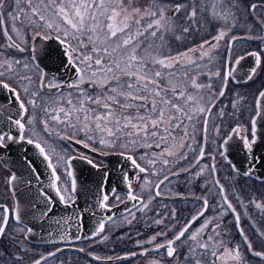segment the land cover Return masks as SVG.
Instances as JSON below:
<instances>
[{
  "label": "snow or ice",
  "instance_id": "1",
  "mask_svg": "<svg viewBox=\"0 0 264 264\" xmlns=\"http://www.w3.org/2000/svg\"><path fill=\"white\" fill-rule=\"evenodd\" d=\"M0 34V91L8 93L10 105H0V162L6 163L3 156L11 146H32L50 170L47 188L55 196L41 187V201L29 206V215L39 212L50 218L57 201L66 209L74 206L77 180L72 162L79 159L101 172L94 193L99 209L111 212L114 205L123 204L128 225L145 218L148 227L159 229L146 240L134 241L139 253L100 257L88 252L93 260L140 255L148 257L147 264H250L253 257L264 264V198L250 196L246 202L237 191L241 177L250 179L264 167V156L253 154L258 121H264V88L253 94L251 104L236 92L230 105L220 106L241 61L252 57L254 65L238 83L252 81L264 65V0H0ZM38 41L59 46L60 67L76 77L72 83L49 78L40 64L33 67L35 56L29 61L13 55L35 52ZM237 42H258V47L237 54ZM51 55L46 52V58ZM63 88L75 91L65 95ZM245 112L246 124L241 122ZM217 120L237 122L222 134ZM236 136L245 150L241 166L228 153ZM209 142L215 148H209ZM23 151L25 166L40 181L28 149ZM91 153L115 154L127 162L119 176L127 189L124 198L109 187L104 161ZM221 160L230 170L223 176ZM21 175L6 177L13 194ZM201 177L200 194L189 196L171 187L181 179L191 185ZM256 179L264 183V176ZM24 184L30 188L32 181ZM165 199L196 203L181 216V209L167 203L163 210L154 206V201ZM84 211L76 216L81 228ZM242 217L251 224V236ZM10 219L18 226L15 231H8ZM106 222L102 217L83 238L109 241V235H102ZM233 228L239 242L231 238ZM19 233H24L22 238ZM32 234L18 205L0 203V239L20 249L0 251V264H24V241ZM62 251L33 258L31 264H49Z\"/></svg>",
  "mask_w": 264,
  "mask_h": 264
},
{
  "label": "water",
  "instance_id": "2",
  "mask_svg": "<svg viewBox=\"0 0 264 264\" xmlns=\"http://www.w3.org/2000/svg\"><path fill=\"white\" fill-rule=\"evenodd\" d=\"M50 44V48H49ZM50 51L52 55L46 58V52ZM32 56H35V63L40 64L44 68L45 72L48 74L49 78L55 76L56 79L61 84H70L76 77L71 72H66L60 67V60L63 58L59 46L55 42L38 41L35 45V52L32 51ZM254 65V60L252 57H246L245 60L241 61V65L237 67V71L234 76V81L237 84L243 82H236L244 76L250 67ZM60 71L57 72V69ZM55 91V90H54ZM8 93L5 91H0V105L6 108H10V105L6 103V98ZM12 110V109H10ZM234 127V126H233ZM77 149L88 152L87 149L82 148L80 145H74ZM23 148H27V156L33 161L37 172L40 174L41 179L37 181L35 176L32 175L29 169L24 164V151ZM228 153L230 158L238 165L241 166V162L245 158V150L241 147V142L238 136L230 142ZM253 154L256 156H264V121H258L257 126V143L254 145ZM90 155L104 160L107 164L104 168L109 171V187L116 188V192H122L125 194L127 191L125 185L120 182L119 176L121 174L122 168H128L127 162L122 160L121 157L112 154L107 156H98L95 153ZM252 154H249V157ZM3 159L6 163L1 162V164L11 172L16 174H22L18 181L19 187L15 194L12 193L14 199V206L18 205L21 211V216L24 218V225L33 228V234L27 239L29 243L32 244H69L73 242L85 241L89 239H84L85 234L91 235L93 228L95 227L97 221L102 217L107 221L111 222L115 217L119 215L126 214L125 205L120 204L118 206H113L111 212H105L96 206V201L94 199V193L96 191V182L99 179L101 172L96 169L91 168L84 161L79 159L73 160L72 171L77 180V192L76 201L72 208H65L58 201L55 205L54 211L50 218L41 217L39 212L35 216L29 215L30 205L36 202H40L41 198L38 193L41 187H44L49 191V194L54 196V192L47 188L50 183L49 180V169L46 168L45 162L39 156L38 151L32 146L28 145H13L11 146V152L4 153ZM103 171V170H102ZM256 176H264V167H261L258 172H256L252 178L256 179ZM31 180V187H27L24 182ZM259 181V180H257ZM11 189V186L9 185ZM3 204V203H2ZM131 207V204L128 205ZM80 209H84L83 216V227H80L79 221H77L76 216L80 214ZM134 210V209H133ZM111 216L112 220H107V217ZM60 221L57 224L56 221ZM79 228V231H78ZM141 251V250H140ZM139 251V252H140ZM129 254V253H128ZM128 254L120 255L121 257L127 256ZM137 256V255H136ZM136 256H129L127 259L112 261H99L106 263H120L123 261L131 260L136 258Z\"/></svg>",
  "mask_w": 264,
  "mask_h": 264
},
{
  "label": "trees",
  "instance_id": "3",
  "mask_svg": "<svg viewBox=\"0 0 264 264\" xmlns=\"http://www.w3.org/2000/svg\"><path fill=\"white\" fill-rule=\"evenodd\" d=\"M262 88H264V65H262L261 69L259 70L258 75L252 81L239 85L234 88L231 87L227 90L226 95H227L228 105H230V102H231L230 100L232 99V97H234L236 92H240L241 94L245 95L247 97L246 102L248 104H251L252 101L254 100L253 94ZM247 116H248V112H245L241 116V122H244L246 124ZM236 122L237 121L235 120H228L227 127L234 126ZM240 179L242 180L244 178L241 177ZM245 180L249 181L246 186L248 190V192L246 193V197H250V196L259 197L258 190L263 186L264 183L256 181L252 178L245 179ZM228 187H231V186L228 184ZM117 194H119L121 198H123L124 196L121 193H117ZM111 201L114 202V197L111 199ZM163 203H167L169 207L178 208V206L176 205V202H169V201H163L162 203L154 202V206L159 210H163V207H162ZM190 209H191V205L186 204L184 208L182 209L180 215L181 216H185L186 214L188 215V212ZM137 216L139 217L140 214L137 213ZM130 218L131 217L129 216V219ZM230 219L231 217L229 216L228 220ZM122 222H123L122 225H119V227H116L114 230L107 233V235H109L110 237L109 241L101 243L97 251H96V248L94 247L93 251L98 253L99 256L115 257V256L126 254V253L139 252L141 249L136 247L134 241L135 240H146L151 235H153L156 231L159 230L156 226L148 227L147 224L145 223V218H140L138 221H134L132 225H128L125 220H123ZM108 225L106 227L107 229H108ZM137 232H139L140 235H137ZM19 235L21 238L23 237L22 233H19ZM129 235L132 237L131 239H128ZM121 236H124L125 238L123 240L119 239V237ZM96 238H99V237H96ZM231 238L234 243L240 241V237L238 233L235 232L234 228L232 229V232H231ZM78 243H81V242H78ZM24 244L30 245V248L28 249L27 252L21 253L25 257L24 264H30L33 258H40L41 255H46L48 252L54 251L57 248H59V244L33 245V244H30L27 240L24 241ZM145 247H151V246L145 245ZM77 248L78 247L76 246H69L68 248H63L64 251L58 254V258L54 257L56 259L54 263L64 264L65 263L64 260H66L68 264L69 260H74V263L76 262V264H111V263H104V262H98V261L96 262L93 259H91L90 256L87 254L88 252L91 253V250L88 249L86 252L82 253V252L76 251ZM16 252H20V249L16 248ZM63 253L65 254L64 256H62ZM249 260H250V264H258L257 258L249 257ZM133 262L134 260H128V261H124L122 263H116V264H134Z\"/></svg>",
  "mask_w": 264,
  "mask_h": 264
},
{
  "label": "rangeland",
  "instance_id": "4",
  "mask_svg": "<svg viewBox=\"0 0 264 264\" xmlns=\"http://www.w3.org/2000/svg\"><path fill=\"white\" fill-rule=\"evenodd\" d=\"M139 2L140 3H143V0H139ZM249 2H257V3H259V0H249ZM251 19V18H250ZM212 31H214L215 29H214V26H213V28L211 29ZM28 39H29V41H31V35H29L28 36ZM0 40H2V34H0ZM252 45L254 48H257L258 47V42H249V45ZM30 45V44H29ZM238 47H242V49L243 48H246V47H248V44H244V43H238ZM262 47H264V46H262ZM248 49H251V48H248ZM11 51V50H10ZM241 53L243 52V50L242 51H240ZM239 52V53H240ZM238 53V52H237ZM13 55H15L16 56V52H13ZM32 66L33 67H35V65L32 63ZM259 73V72H258ZM258 73H257V75H258ZM256 75V76H257ZM255 76V77H256ZM84 87H87L88 85L87 84H85V85H83ZM63 93L65 94V95H67L68 94V92H66V91H63ZM232 99H233V97H232ZM231 99V100H232ZM230 100V101H231ZM230 127H233V126H229V127H227V125H226V130L224 131V132H227L228 131V129L230 128ZM223 131H222V134L224 133ZM198 139H199V137H198ZM216 140H217V143H219L220 141H219V138H216ZM60 143H63V142H60ZM210 143V147L211 148H215V144H212L211 142H209ZM221 162H223V161H221ZM61 172H62V169H61ZM9 175H11V172L9 171V170H7L6 168H4V166L1 164V162H0V203H4V204H6V205H8L9 207H12V206H14V199H13V196H12V193H11V191H10V188H9V185H8V183H7V180H6V177L7 176H9ZM64 179H66V177H64L63 175H61V180H64ZM247 179V178H246ZM248 182L249 181H247V180H245V179H239V181H238V184H237V191L238 192H240V194L242 195V197L245 199V201L247 202V199L249 198V197H246V193L248 192V190H247V188H246V186H247V184H248ZM196 181H194L193 182V184H191V185H193V186H196ZM231 186V185H230ZM261 186V185H260ZM133 187L134 188H136L138 191H139V185L138 184H134L133 185ZM171 187L173 188V189H175L176 191H178L180 188H181V186H179V189H178V187L177 188H175L174 187V184L173 185H171ZM229 188H231V187H229ZM258 193H259V197H256L257 199H260V198H264V184H263V186L258 190ZM144 195H147V190H145L144 191V193H143ZM251 195V194H250ZM124 197V196H123ZM155 202V201H154ZM111 203L113 204L114 202L113 201H111ZM240 211L242 212L243 211V209H240ZM249 212L252 214V215H254V216H257V210L256 209H254V208H252L251 206H250V208H249ZM124 220V218H122V219H117V220H114V221H112L111 223H109V225H108V229L107 228H105V232H104V234H107V233H109V232H111L112 230H114L116 227H119V225H122L123 224V221ZM259 226H261V225H259ZM17 225H16V229H17ZM107 227V226H106ZM9 229H11V227H9ZM107 230V231H106ZM23 235H24V233H22ZM104 234H102V235H104ZM96 240H98L99 238H95ZM81 243H78V242H74V243H69V244H67V245H69V246H76V247H78V248H85L86 250H91V253L92 254H94V255H96V256H99L98 255V253H96V252H94L93 251V249H94V247L96 248V251H97V249L99 248V245L101 244V243H96L95 242V240H93V239H90V240H86V241H80ZM30 244H32V243H30ZM33 245H37V244H33ZM39 245H43V244H39ZM24 246H25V248H27V249H29L30 248V245L29 244H24ZM61 248V244H59V249ZM72 254V253H71ZM47 255V254H46ZM65 254L63 253V255L62 256H64ZM122 255H124V254H122ZM118 256H120V255H118ZM101 257V256H100ZM91 258V257H90ZM92 259V258H91ZM258 259V258H257ZM55 258L53 257L50 261H49V264H57V263H54L55 262ZM147 260H148V257H145V256H138L137 258H136V260H134V264H147ZM94 261H96V260H94ZM64 264H67V262H66V260H64ZM97 262V261H96ZM99 262V261H98ZM31 264V263H30ZM68 264H76V262L74 263V260H69V262H68Z\"/></svg>",
  "mask_w": 264,
  "mask_h": 264
},
{
  "label": "flooded vegetation",
  "instance_id": "5",
  "mask_svg": "<svg viewBox=\"0 0 264 264\" xmlns=\"http://www.w3.org/2000/svg\"><path fill=\"white\" fill-rule=\"evenodd\" d=\"M143 3H144V0H143ZM223 43V42H222ZM238 43H242V42H237V44L235 45V49H236V52H238L237 54H240L241 52L240 51H242V50H244L245 48H243L242 49V47H238L239 45H238ZM32 47V45L30 44L29 45V48H31ZM247 49L248 48H251V49H249V50H255V49H257V48H254L251 44L249 45V43H248V47H246ZM221 50H223V49H221ZM240 52V53H239ZM16 56L17 57H21V58H25V59H28L29 61H31V57H32V51H25L24 53H16ZM34 65L36 64L35 62H32ZM260 70V69H259ZM259 70H258V72H259ZM255 78V77H254ZM253 78V79H254ZM250 82V81H249ZM242 84H245V83H241V84H237V83H235V81H234V79H232V80H230L229 81V83H228V89L229 88H231V87H237V86H239V85H242ZM87 87H89V86H87ZM87 87H85V88H87ZM63 91H66V92H74L75 91V89H71V88H63ZM226 94H227V92H226ZM225 94V97L224 98H221V101H220V106H223V105H228V102H227V95ZM217 123H219V124H221L222 125V131L224 132L225 130H226V125H227V123H225V122H223V121H219V120H217L216 121ZM74 147V146H73ZM208 147L209 148H211L210 147V143H209V145H208ZM74 148H76V147H74ZM77 149V148H76ZM80 152H85V151H82V150H80V149H78ZM86 153V152H85ZM77 154H79V153H77ZM92 156V155H91ZM94 157V156H93ZM94 158H96V157H94ZM98 161H104V160H101V159H99V158H96ZM221 161H223V160H221ZM220 161V165H218L219 167H220V169H221V176H223L224 174H226V173H228L229 172V169H228V167H227V165L225 164V162L223 161V162H221ZM107 163L104 161V165H106ZM142 175V174H141ZM203 179H204V177H201L199 180H196V186H193V185H187L186 183H185V181L183 180V179H181L180 181H179V183L178 184H176V183H174V187L175 188H177L178 187V189H179V186H181V188L178 190V191H180V192H184V193H187L189 196H191V194L193 193V192H195V193H197V194H200V192H201V188H200V185H201V183H202V181H203ZM244 179H246V178H244ZM247 179H249V178H247ZM226 186L228 187V184H227V182H226ZM117 193H121V194H123L124 195V193H122V192H117ZM124 198V197H123ZM164 201H169V202H176V205L178 206V208L179 209H183L184 208V206L186 205V204H190L191 205V209L189 210V211H191L192 209H193V205L196 203L194 200H191V199H189V200H185V201H179V202H177V201H174V200H172V199H165ZM109 203L110 204H112L111 203V199H110V201H109ZM115 206V205H114ZM128 215V213H126V214H123V215H119V216H117V217H115L112 221H114V220H117V219H120V218H124L125 216H127ZM185 216H187V214L185 215ZM253 217L255 218V219H257V220H259L260 218H259V216L257 215V216H254L253 215ZM226 219H228V217L226 218ZM198 224H199V222H197V225L196 226H198ZM242 226H244L245 227V229H246V231L248 232V234L251 236L252 234H253V230H252V228H251V224H250V222L248 221V219L247 218H244V217H242ZM259 226V225H258ZM9 227H11V229H9ZM16 230V224L10 219L9 220V226H8V231H15ZM1 243H2V245H1ZM50 245V244H49ZM69 247V245H65V244H61V248L63 249V248H68ZM60 248V249H61ZM9 249H14L15 251H16V248H15V246L14 245H11L9 242H8V240H3V239H0V251H6V250H9ZM77 249H79V248H77ZM138 256H136V258H137ZM136 258H134L133 260H136Z\"/></svg>",
  "mask_w": 264,
  "mask_h": 264
}]
</instances>
